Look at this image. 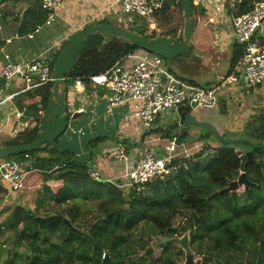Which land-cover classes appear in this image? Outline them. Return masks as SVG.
I'll return each instance as SVG.
<instances>
[{
  "label": "trees",
  "instance_id": "obj_1",
  "mask_svg": "<svg viewBox=\"0 0 264 264\" xmlns=\"http://www.w3.org/2000/svg\"><path fill=\"white\" fill-rule=\"evenodd\" d=\"M240 1L236 15L250 12L255 3L261 2ZM192 3L193 18L205 16L207 9ZM177 9L184 14L179 0H165L161 11L154 15L158 26L162 29L168 27L160 35H157L156 31L149 33L151 23L148 20H143V23L133 30H127L148 36L150 39L177 38L179 29L173 28L172 23L176 20ZM24 16L28 28L30 27L29 31L32 32L36 26L45 23L48 14L41 9V0H36L33 10L26 12ZM93 24L111 22L104 18ZM192 27L194 30V21ZM66 43L67 41L52 56L50 66L53 77L55 64ZM139 49L143 48L130 43L124 37H109L101 46L83 51L73 69L65 76L62 95L67 99L69 88L78 82L84 84L86 92H96L90 85V79L111 70ZM243 53L244 47L235 43L228 75L235 70ZM170 72L172 73L171 70ZM191 83L194 84L189 82ZM53 88L54 82H51L27 92V97L34 101L28 106L23 104L22 94L15 97L18 109L24 117L30 118V126L1 147L31 144L41 135V113L48 108ZM97 91L100 94L105 92L101 89ZM36 99L39 100L35 101ZM223 113L226 112L223 110ZM180 114L185 122L192 110L184 107ZM256 117L259 121L253 125L254 134L248 125L246 127L248 139H243L244 136L240 135L243 140L238 138L234 145L219 142L217 156L207 162L200 159L208 152H205L208 147L191 158L176 159L175 162L179 166L176 175L147 185L141 193H125L115 184L94 181L90 177L89 170L94 166L93 157L98 155L97 150L109 139L108 136L89 139L86 143L89 154L86 157L77 156L71 148L63 149L58 144L59 139L55 144L47 142L39 151L27 153L31 159L24 179V191L35 187L41 180L44 184L61 182L62 187L55 193L47 190L50 202L58 207L64 206L62 212L56 214L62 215L78 230L70 231L62 221L40 227L38 211L33 214L32 210L24 205L6 204L4 213H7V218L0 227L3 230H12L15 235L19 233L16 245L19 241L28 239L32 247L34 244L35 246L30 247L33 253L25 256V259L19 255L23 262L16 263L15 257L18 256L15 250L12 260L5 261L4 264H102L104 255L120 264H178L176 258L185 255L184 251L175 242L163 243V240L167 237L173 239L176 232L174 222L180 215L189 216L185 233L190 231L191 249L204 256L203 264L209 263L212 258L216 259L217 264H264V148L259 147L260 144L264 146V114ZM172 128L175 130L176 126ZM170 131L172 129L167 130L165 133L169 136L164 137H172ZM183 132L184 130L178 134L179 142L188 137V133ZM203 138L205 137L201 136L200 139ZM237 149L244 153L241 155ZM126 150L129 151L130 148ZM248 152H253L254 162L245 167ZM5 159L12 162H28L25 154H16ZM56 166L59 169L54 170ZM242 173H245L251 182V188L243 189L242 192L226 191L229 184L237 180ZM7 193L6 184L0 179V205L5 202ZM215 194L217 196H214ZM88 201L97 204L99 215L89 231H82V228L74 224L83 217L81 208ZM62 225L66 227V232L62 231ZM42 233L51 236L59 233L58 239L61 243H50L48 248L41 249ZM1 234L2 230L0 236ZM154 239L156 241H153ZM243 243L259 252L257 259L255 254H251L252 259L247 258L250 249L243 248V254L237 252ZM1 246L0 241V264L3 258ZM156 246L161 252L157 257L154 252ZM140 252L143 254L139 256ZM219 255L225 256L224 263L219 261ZM135 257H138V260Z\"/></svg>",
  "mask_w": 264,
  "mask_h": 264
},
{
  "label": "built area",
  "instance_id": "obj_2",
  "mask_svg": "<svg viewBox=\"0 0 264 264\" xmlns=\"http://www.w3.org/2000/svg\"><path fill=\"white\" fill-rule=\"evenodd\" d=\"M65 1L41 0V9L48 14V17L44 24L36 26L28 35L29 39H34L45 27L51 26L56 21ZM113 2L120 7V12L129 18L140 17L152 22L154 15L163 8L165 0H113ZM192 2L204 9H213L216 14L221 12L222 15H228L235 41L244 47V53L235 70L223 78L217 86L207 89L187 84L170 72L162 57L147 51L132 53L111 70L90 79L93 90L101 89L109 92L110 105L127 107V117L138 119L146 131L157 128L156 123L161 118L181 116L180 111L184 107L215 108L223 88L241 86L247 90H255L264 87V1L255 4L250 12L241 15H236L240 0L227 2L226 0H192ZM153 25L154 23L150 27L154 28ZM2 30L3 27L0 25V31ZM19 37L17 33L15 38ZM6 43L10 44L11 40H7ZM45 55V53L38 55L25 63H12L10 57L6 55V64L0 71V79H4L6 84L20 80L24 87L17 95L54 82L51 61ZM80 85L83 83L76 84L77 87ZM3 105L5 101H0V107ZM69 106L71 113L75 112L74 107ZM17 115L23 116V113L18 112ZM177 144V139L172 140L169 151H164L163 157H160V153L155 150H149L129 161L123 152L115 156L118 162L124 165L120 176L111 180L104 179L94 166L89 170L90 177L94 181L115 184L125 193L133 191L141 193L145 191L147 185L167 179L179 172V166L175 162L179 157L174 155L177 152ZM25 159L28 162L0 163V179L8 189L5 198L11 193L24 190V179L31 157L25 154ZM57 169L58 166L54 168ZM188 221V215H180L176 218L173 226L176 232L173 239H179L187 233L185 230ZM203 259V255L195 253V261L201 260L203 263Z\"/></svg>",
  "mask_w": 264,
  "mask_h": 264
},
{
  "label": "crops",
  "instance_id": "obj_3",
  "mask_svg": "<svg viewBox=\"0 0 264 264\" xmlns=\"http://www.w3.org/2000/svg\"><path fill=\"white\" fill-rule=\"evenodd\" d=\"M33 1L21 0L20 2H15L14 0H0V13L2 14V17L0 18V25L3 27V30L0 31V71L6 64V55L10 57V61L12 63H25L37 57L39 54H46L47 52L50 53L47 54V57L51 61L52 56L64 44H62V42L67 41L73 35L80 33L85 28V26L96 23V18L106 19L107 17H110L117 20L116 17H113L112 15L120 13V7L118 5H115L113 0H66L65 4L58 12V17L56 19V21H58L57 29L55 31L49 32V35H44L42 30L41 33L37 34L34 37V39H29L28 35L32 32L29 31L30 27L28 28V22L25 19L24 15L26 14V12L33 10L35 4V2L33 3ZM210 16L215 20L214 24L210 23ZM198 18L202 21L203 19H206L209 21V23H201L200 28H194L190 44L192 43L193 46H197V48L202 51V48L204 47L201 45L202 42L198 44L199 30L205 28L211 29L212 34L216 36L215 46L217 47V50L221 53L226 52L228 56V63H225L222 71H219L217 69V72H215L210 77V81H208L207 84L208 87H203L210 89L217 86L220 83L221 79L229 74V71L231 69V56L233 52V46L235 45L236 41L233 35L228 15H222L221 12L216 14L213 9H207L205 16ZM17 33H19L20 35L19 38H15V35ZM50 36H52L51 38L55 40H51L49 42L45 39V37ZM7 40H11V43L7 44ZM52 41L55 42L51 46L50 50H45L44 45L50 44ZM197 59L200 63L206 61L203 55H201ZM168 69L170 70V68ZM179 79L187 84H189V82H193L194 84L191 83V85L199 86L198 83L193 79L188 81L182 78ZM4 84L10 86L9 89L11 88V86L15 89L18 88V91L16 89L15 92L5 96L4 88H0V101H5V105L0 107L1 145L9 142L13 138H15L18 133L24 131L27 127L30 126V118L24 117V115H17V113L21 111L18 109L15 102L16 99L14 98L17 93H20V91H22L24 85L20 80H15L13 82H10L9 84ZM75 86H71L69 88L67 101L69 105H72L73 107L78 103L76 109H84L86 110V114L75 120V122L69 123L66 131L67 135L64 138L61 136L58 140V144L60 147H62L63 149L67 147L71 148L72 151L77 154V156L86 157L89 154L86 146V143L89 139L95 138L97 136H108L109 139H107L99 147L101 153L95 156L96 163H94V166L97 168L98 172L104 179L110 180L116 179L123 172L124 165L118 162V160L115 158L116 155L125 152L124 154L126 155L128 160L131 161L133 158H138L139 155H143L149 150L156 151L159 148L161 149V151H164L163 148L157 144L152 146L149 150L146 149L143 152H139L137 148H139V146L142 147L145 140L143 139V135L141 136V140L143 142H141L139 146L136 143H131V141L128 142V136L133 132V124H136L137 128H140V126L142 127V125L138 119L127 117L128 108L121 105L112 107L109 100L110 93L107 91L103 92L102 94H100L98 91L86 92L84 84L80 85L79 87ZM5 87L7 88V86ZM64 89L65 84L61 86L59 91H64ZM258 90L259 91H257L256 89L247 90L242 88L241 86L227 87V89H222L220 91L219 102L220 100L224 101L223 108L225 109V107H227V101L229 103L236 96L241 97L242 92L252 91L251 93L257 92L258 94L264 96V87ZM21 96L23 97V104L25 106H28L32 104V102H34L29 97H27L26 93H23ZM38 100L39 99H36L35 101ZM81 100H83L82 104H80ZM219 102L215 108L209 110H206L204 108H189L190 110H192V114L196 117L197 123L190 124L187 127V130L183 132V134L187 132V138L197 140L199 137L198 140L202 141V139H200V134H203L205 138L211 137L212 135V131H210L208 127L204 126L205 124H211L212 126H215V129L221 136H223V138L224 135L222 134L226 133L229 130L243 129L246 120H248L245 117L246 111L241 108L238 110V112L232 114V111L235 109L233 108L231 112H227L230 114L229 116H220L219 114H221V110L220 112L217 110L219 109ZM74 109H72V111H74ZM254 113V110L253 112L251 110L249 117L263 115L264 110L256 114ZM41 114L43 115V113ZM236 118L239 121L237 127L234 126V123L238 122ZM166 122H169V124L167 125L168 130L172 129V131H175L176 129H178V134H180L184 130L185 122H183L182 117L171 116L161 118L156 123L157 128L151 130L153 132L145 131L144 135L155 134L156 131L161 128V124ZM172 126H176V129L174 130ZM201 127L206 128L207 132L204 133ZM164 130L166 129L164 128ZM161 134L163 137L169 136L168 133L166 134L165 132H162ZM110 135H115V137H110ZM240 135V132H237L236 135L230 139L238 140V137H240ZM171 138L177 139L178 141V135ZM185 145L187 146V143H185ZM216 147L218 146L216 145L215 148ZM127 148H130V150H126ZM237 151H240L241 155L242 153H244L241 149H237ZM188 154L190 153H187L186 155ZM52 183L53 182H51V184ZM54 185L56 187V191L59 189V187L62 186V183L54 182ZM32 188L34 189V187ZM32 188L27 191L11 193L9 195L10 197L8 196L10 199L4 203L19 204V202H13L12 198H27L31 196L33 190ZM39 201L40 200H38V202ZM20 202L22 203L23 201L20 200ZM22 205L27 206L26 204ZM155 256L157 257L158 255L155 254Z\"/></svg>",
  "mask_w": 264,
  "mask_h": 264
},
{
  "label": "rangeland",
  "instance_id": "obj_4",
  "mask_svg": "<svg viewBox=\"0 0 264 264\" xmlns=\"http://www.w3.org/2000/svg\"><path fill=\"white\" fill-rule=\"evenodd\" d=\"M35 1L36 0H34L33 3ZM227 1H229V0H226V2ZM260 1H264V0H260ZM112 16L116 17L117 20L112 19L110 17H107L106 19H108L109 22H111V24L117 25L118 27H121V28L126 29V30L127 29L133 30L136 27H138L139 25H141L143 23V20H147L145 18H140V17L129 18V16L123 14L122 12L116 13ZM175 18H176V20H174L172 22L174 25L173 28H178L180 30V32L182 31V33H184V25H185L186 21H185L184 14H182L179 9H177L175 11ZM153 21L150 23L151 24L154 23V25H153L154 28H151L149 26V33L156 31V34L160 35L161 33L164 32V30L166 31V29L168 28V27H166V28L162 29L160 26H158L156 24L155 20H153ZM192 21H194V23H195V28H198V27L200 28L201 23H209V21L211 24L215 23V20L211 16L209 18V21L206 19H203V21H202L201 19L197 18L196 16L194 18H192ZM57 25H58V21L54 22L51 26L45 27L43 29V34L49 35V32L55 31L57 29ZM198 36H199L198 37V40H199L198 44L200 42H202L201 45L204 46L202 48V51L199 48H197V46H193V44L191 43L188 46L187 53H184L183 55H180L179 57L171 59V60H165V64L167 65L168 68H170V70L172 71V73L175 76L182 78L186 81L193 79L198 83V85L200 87H208L207 84H208V81H210V77L215 72H217V69L219 71H222L225 63H228V56H227L226 52L221 53L217 50V47L215 46L216 45L215 44L216 36L214 34H212L211 29H206V28L200 29ZM51 37L52 36L45 37V39L49 42L51 40H55ZM54 42L55 41H52L50 44H45L44 45L45 50L46 49L50 50V48L54 44ZM64 42H62V44ZM36 43H37V40H36ZM142 51H145V50L139 49L135 53H141ZM47 54H50V53L46 52V55H45L46 57H47ZM201 55H203L206 59V61H204L203 63H200L197 59ZM5 86H7V88ZM9 87L10 86L5 85L4 83L0 84V88H4L5 96H7L10 93L15 92L16 89L18 91V88L15 89L11 86V88L9 89ZM224 89H227V88H223V90ZM256 90L259 91L258 89H256ZM60 92L62 93V91H60ZM251 92L252 91L242 92L241 97L236 96L229 103L227 101V107H225V109H224L226 113H223L224 101L223 100H220V102L218 101L219 102V106H218L219 109H217V110L219 112L221 110V114H219L220 116H224V117H226V115L229 116L230 114L227 112H231L233 110V108H235V109L232 111V114H235L236 112H238L239 109L243 108V110L246 111L245 117L248 119V120H246L245 126L243 127V129L229 130L226 133L222 134V135H224V139L232 140L230 138L235 136L237 132H240V134L242 136H244V137H242L243 139H245V138L248 139V136L246 135V134H248V132H245V131H247L246 125L249 126V128L252 130V132L254 131L253 125H254V123L258 124L259 120H258V117H256V116L249 117L250 111L252 110V112H253V110H254V112H255L254 114H256V113H259L262 110H264V96L258 94L257 92H253V93H251ZM82 102H83V100H81L80 104H82ZM206 110H209V109H206ZM237 121H238V119H237ZM70 122H75V121L73 120ZM238 123H239V121L235 122L234 126L237 127ZM168 124H169V122L162 123L161 128H160L158 133L148 134V135H144L146 130H144L141 126H140V128H137L136 124H133L132 125L133 132L131 134H129L128 142L131 141V143H136L139 146L140 143L143 142L141 140V136L143 135V139H145L143 146L142 147L139 146V148L136 147L139 152H143L146 149L149 150V149H151L152 146L157 145V144L160 145L164 151L168 152L170 149L171 142L174 138L172 139L171 137H163L161 134L162 132H166L168 130V128H167ZM206 127H209V130L212 131L211 137L203 138L202 141L198 140L199 139V137H198L197 140H194L192 138H187L184 140V142H178L177 152L174 155L178 156L181 159H187V158H191L194 155H197V154L203 152V150L206 147H208L209 149L205 151V152H207V151L208 152L200 160L207 162V161L211 160L212 158L216 157L218 154V147L220 145L219 141H220L221 135L215 129V126H212L210 124V126H206ZM164 128L166 130H164ZM201 129L204 133L207 132L206 128L201 127ZM212 129H214V131ZM178 133H179V130L176 129L175 131L171 132V136L175 137L178 135ZM253 134H254V132H253ZM66 135H67V133H65L62 137L64 138ZM201 136H203V134H200V137ZM110 137H115V135L114 136L110 135ZM238 138L242 139L240 137H238ZM251 141H253V139H251ZM185 143H187V146L185 145ZM1 144L2 143L0 142V146H1ZM124 144H126V143H124ZM216 145L218 147L215 148ZM259 147L264 148V146L262 144H260ZM97 152H98L97 154L101 153L100 150H97ZM187 153H190V154L186 155ZM93 159L94 160L92 163H96L95 162V156L93 157ZM2 162H11V160L2 159V160H0V163H2ZM61 187H59V188H61ZM55 189H56V187L54 185V182L52 184H51V182H47L44 184V182L41 180L37 184V187L35 185L34 189L32 190L31 196H29L27 198H22V199H21V197H19V199L12 198V201L13 202L14 201L19 202V204H21V205L26 204L27 205L26 207H29L30 210H32L33 214L35 213V211H38L37 214H39V217H41V218L55 216V215H58L56 213L62 212V210L65 208L64 206L58 207L53 202H50L51 199H49V194L47 193V190H49L50 192L53 193L55 191ZM242 190H243V188L241 190H239V192H242ZM20 195H22V194H20ZM9 197L6 199L9 200L10 199ZM20 200H22L23 202L21 203ZM38 200H40V201L38 202ZM6 204H8V203H4L3 205H0V226H1L2 222L7 218V213H4V206ZM81 212L83 214V217H81L80 220L77 221L74 225L77 226L78 228L79 227L82 228V231H89L91 224H93L96 220H98L99 213L97 210V204H95V202H93V201H88L82 205ZM65 220H67V219H65ZM63 224L65 226L69 227L68 224H66L64 221H63ZM64 225H62V231L66 232L67 229ZM40 227H41V225H40ZM0 230H2V234L0 236V241L2 244L1 250L3 251V258L1 260L2 261L1 264H4L5 261L12 260L14 253L16 251H17V256H18V257H15V258H17L16 263L23 262L24 261L23 259H25V256H30L33 253V250L31 248H33L35 246V244L32 247L30 240L27 239V240L19 241L18 245H16V241L18 239L19 233L17 235H15V233H13L12 230H7V229L3 230L1 227H0ZM71 230L72 229H70V231ZM77 230L78 229H76L74 227V231L76 232ZM78 233L81 234V232H78ZM58 234L51 236L50 234L42 233L41 234V242H40L41 249L48 248L50 243L51 244L52 243L53 244H60L61 241L58 239L59 238ZM82 236H85V235H82ZM153 241H156V239H154ZM243 248H245L246 250L250 249V247L248 245H246V243H243L237 252L239 254H243V252H244ZM154 250H155L154 252L156 255H160L161 252H160V248H158V246H156ZM142 254H143V252H140L139 256ZM251 254L252 255L255 254V259H257L259 252L255 251L254 249H250V254L247 255L248 259H252ZM19 255H21L24 258L21 259L19 257ZM138 257H135L136 260H138ZM217 257L219 258L220 262H222V263L225 262L226 258L224 255H219ZM176 260L178 261L177 262L178 264H184L185 255H180L179 257L176 258ZM209 263L217 264L216 259H214V258L210 259Z\"/></svg>",
  "mask_w": 264,
  "mask_h": 264
},
{
  "label": "water",
  "instance_id": "obj_5",
  "mask_svg": "<svg viewBox=\"0 0 264 264\" xmlns=\"http://www.w3.org/2000/svg\"><path fill=\"white\" fill-rule=\"evenodd\" d=\"M181 8L184 12L185 25L184 33L177 38H158L150 39L148 36L138 35L132 33L126 29L118 27L114 24H89L78 34L73 35L67 40L66 45L61 51V54L55 64L54 68V88L50 92V102L47 110L43 113V120L40 127L41 135L34 140L31 144L0 147V160L9 158L16 154H27L30 152L39 151L43 144L55 142L63 136L69 126L70 121H75L86 114L84 109H76L71 113L69 103L65 96L60 94V88L64 85L65 76L73 69L77 62L79 55L88 49L101 46L109 37H124L130 41V43L140 46L143 50L158 55L164 60H171L187 53L188 46L193 34L192 18L194 14V6L192 0H179ZM0 83H5L4 79H0ZM78 103L74 106L76 108ZM71 115H70V114ZM197 123L196 117L190 114L186 117L184 131L187 127ZM206 126H210L205 124ZM204 125V126H205ZM209 128V127H208ZM214 131V129H212ZM221 141V142H220ZM220 143L225 145H234L236 140H226L223 136L220 137ZM160 153V157L165 155L164 151L157 149ZM247 161L245 167L251 162H254L253 152H248ZM251 182L247 179L246 174L242 175L235 181L231 182L226 189L228 192H237L242 188L245 190L250 189ZM214 196H217L215 194ZM41 227L45 224H53L55 222H65L70 229L74 231L73 225L65 220L62 215H55L46 218H37ZM175 242L185 253L184 264H203L201 260L195 261V252L190 246V233L187 232L183 237L179 239L165 238L163 243ZM102 264H120L112 260L109 256L105 255Z\"/></svg>",
  "mask_w": 264,
  "mask_h": 264
},
{
  "label": "flooded vegetation",
  "instance_id": "obj_6",
  "mask_svg": "<svg viewBox=\"0 0 264 264\" xmlns=\"http://www.w3.org/2000/svg\"><path fill=\"white\" fill-rule=\"evenodd\" d=\"M181 34H182V31H181V32H179V35H178V37H179Z\"/></svg>",
  "mask_w": 264,
  "mask_h": 264
},
{
  "label": "clouds",
  "instance_id": "obj_7",
  "mask_svg": "<svg viewBox=\"0 0 264 264\" xmlns=\"http://www.w3.org/2000/svg\"><path fill=\"white\" fill-rule=\"evenodd\" d=\"M76 109V108H75ZM76 111V110H75ZM70 114V113H69ZM71 115V114H70ZM24 191V190H23ZM22 192V191H21ZM17 193V192H16ZM104 258V257H103Z\"/></svg>",
  "mask_w": 264,
  "mask_h": 264
}]
</instances>
